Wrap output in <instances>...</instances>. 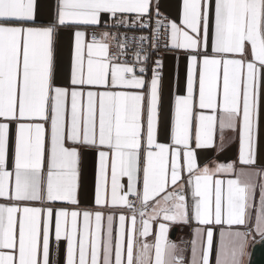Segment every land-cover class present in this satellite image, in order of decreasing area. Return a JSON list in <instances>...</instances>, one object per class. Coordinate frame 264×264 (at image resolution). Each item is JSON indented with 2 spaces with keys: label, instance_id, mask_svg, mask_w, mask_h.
I'll return each instance as SVG.
<instances>
[{
  "label": "snow or ice",
  "instance_id": "obj_1",
  "mask_svg": "<svg viewBox=\"0 0 264 264\" xmlns=\"http://www.w3.org/2000/svg\"><path fill=\"white\" fill-rule=\"evenodd\" d=\"M177 8L0 0V264H247L264 242V0Z\"/></svg>",
  "mask_w": 264,
  "mask_h": 264
},
{
  "label": "crops",
  "instance_id": "obj_2",
  "mask_svg": "<svg viewBox=\"0 0 264 264\" xmlns=\"http://www.w3.org/2000/svg\"><path fill=\"white\" fill-rule=\"evenodd\" d=\"M179 2H180V0H159L160 10L162 12H164L165 14H167L171 19L175 18L178 14L177 5ZM69 47H70V38L65 36L63 38L61 52L59 53V56L64 63L67 62V59L69 56ZM183 70H184V63H183V60H181V63H180L181 79L183 78ZM170 74L174 79L175 65H174L173 61L166 59L165 60L166 80ZM219 159L223 160L224 157L221 156V157H219ZM85 181L88 185L89 191H91V189L94 185V164L91 161L89 162V165H88V169H87L86 176H85ZM187 232H188V229H186V228L182 230L179 227H174V229L170 232V237L174 240L178 239L180 237L187 239L188 238ZM252 244H250L249 248H248L247 261H248V256H249ZM213 259H214V257H213Z\"/></svg>",
  "mask_w": 264,
  "mask_h": 264
},
{
  "label": "water",
  "instance_id": "obj_3",
  "mask_svg": "<svg viewBox=\"0 0 264 264\" xmlns=\"http://www.w3.org/2000/svg\"><path fill=\"white\" fill-rule=\"evenodd\" d=\"M247 264H264V242H256L252 245Z\"/></svg>",
  "mask_w": 264,
  "mask_h": 264
},
{
  "label": "built area",
  "instance_id": "obj_4",
  "mask_svg": "<svg viewBox=\"0 0 264 264\" xmlns=\"http://www.w3.org/2000/svg\"><path fill=\"white\" fill-rule=\"evenodd\" d=\"M153 3H156V0H153ZM153 11H155V9H153ZM160 11H161V10H160ZM161 13H162L163 15H165V16H168L167 14H165V13L162 12V11H161ZM168 17H169V16H168ZM169 18H170V17H169ZM153 19H155V18H153ZM170 19H171V18H170ZM139 34H141V33H140V32H137V35H139ZM258 241H259V240H257V242H258ZM254 243H256V242H254ZM254 243H253V244H254ZM253 244H252V245H253ZM252 245H251V247H252Z\"/></svg>",
  "mask_w": 264,
  "mask_h": 264
}]
</instances>
